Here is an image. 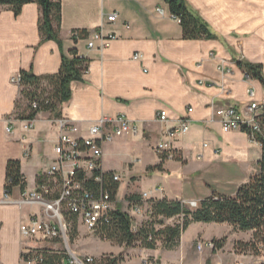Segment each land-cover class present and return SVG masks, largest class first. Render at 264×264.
<instances>
[{
  "label": "crops",
  "instance_id": "crops-1",
  "mask_svg": "<svg viewBox=\"0 0 264 264\" xmlns=\"http://www.w3.org/2000/svg\"><path fill=\"white\" fill-rule=\"evenodd\" d=\"M60 1L61 49L54 40L40 41L37 4H25L17 16L6 7L0 11V199L7 160H19L25 190L31 191L37 186L40 173L48 169L58 137L52 123L57 117L49 111L38 112L30 129L16 117L17 102L19 111L27 102L20 98V86L10 79L21 70H31L38 76L57 73L61 50L67 53L72 47L89 59V65L81 80L71 82L72 94L61 104L60 116L73 120L79 128L76 135L81 137L88 134V127L100 116L124 114L141 130L138 135L116 137L102 145V171L120 176L116 207L126 209L129 195H140L156 186L161 187L153 195L156 199L200 201L216 190L205 183L206 194L196 197L187 190L178 194L177 186L187 187L184 182L188 183L193 176L200 178L207 170L215 169L232 181L248 177L244 166L258 162L260 144L242 131H223L216 118L210 119L211 104H232L242 110L248 101L247 89L253 88L257 97L264 94L261 83L247 78L236 64L238 60L261 63L264 73V0H185L217 35L216 39L200 40L181 38L179 21L171 15L165 0ZM157 8L162 10L161 14ZM111 12L117 13L114 22L106 19ZM101 25L103 33H114L116 37L103 49L89 48L88 38ZM82 30L87 35L74 41L73 32ZM136 54L138 57L134 58ZM201 79L206 85L199 84ZM188 107L193 109L188 130L174 141L177 156L159 158L153 151L154 145L162 131L176 125V118ZM162 108L168 110L170 117L166 123L156 120V113ZM24 147L29 149L27 157L22 156ZM223 151L231 155L223 158ZM229 162L236 166H229ZM157 164H161L160 169L152 168ZM143 174L148 176L142 177ZM142 178L147 189H140ZM234 186L238 188L237 184ZM19 194V187H15L10 198L18 201ZM37 210L26 203L0 201V264H27L20 254L24 241L19 224ZM143 220L137 218L138 223ZM180 220L173 217L164 219V223ZM194 223L181 233L179 244L173 249H166L159 242L152 249L139 244L111 245L110 241L89 236L88 243L80 240L74 252L95 257L123 252L118 264H149L153 259L166 264H205L203 252L188 249V243L199 233L202 239H208L203 230H198L210 224L196 222V234L184 241ZM82 233L83 230L78 236ZM103 242L110 245L106 247ZM223 249L216 254L214 263L232 264L238 260L235 249L232 253Z\"/></svg>",
  "mask_w": 264,
  "mask_h": 264
},
{
  "label": "trees",
  "instance_id": "trees-1",
  "mask_svg": "<svg viewBox=\"0 0 264 264\" xmlns=\"http://www.w3.org/2000/svg\"><path fill=\"white\" fill-rule=\"evenodd\" d=\"M173 17L178 19L181 27V38L186 40L216 39L217 35L211 31L208 24L194 12L185 0H165ZM28 3H35L39 8L38 30L40 41L54 40L61 49L59 37L61 23L60 0H0V11L6 7L14 13L20 14L22 7ZM87 31L73 32L72 39L84 38ZM237 66L247 78L258 80L264 87V73L261 63H251L238 60ZM89 59L79 55L75 47L64 53L61 50V65L57 73L49 75H35L31 70H21L20 74V98L26 100L25 108L19 111L17 102L15 113L20 120L32 119L40 111H49L56 117L60 116V106L68 101L72 91V81L81 80L88 69ZM36 102V107L32 103ZM264 123V117H263ZM244 132V131H243ZM260 144L261 155L257 162L258 172L249 178V181L241 184L234 194H224L213 191L211 195L197 202L193 208H188L180 200L167 198H150L145 201L150 209V214L145 218L136 230L131 228V219L127 212L116 207L110 213L109 221L100 225L95 233L100 239L124 246L139 244L145 248H155L161 243L166 249H173L179 244L180 235L193 222L229 224L239 231H251L249 241H237L234 249L237 252L246 250L259 254L264 250V136L257 134L254 139ZM164 157L162 156V159ZM154 169H160L157 164ZM103 186L109 191L112 200L119 187V182L112 180V173L103 174ZM40 178H38L39 181ZM86 186H95L92 180L84 183ZM15 187L20 191L25 189V179L20 171V162L9 159L5 166V181L3 190L9 195ZM126 200L142 204L140 195H129ZM179 217L180 222L165 224L164 219ZM71 237L76 233L77 217L70 215ZM158 225V226H157ZM69 232V234H70ZM214 249H220L225 243V237L213 239ZM36 251L42 254V261L36 264H63L67 257L65 252L55 249H40ZM105 264H118L122 258L112 255L100 256Z\"/></svg>",
  "mask_w": 264,
  "mask_h": 264
},
{
  "label": "built area",
  "instance_id": "built-area-1",
  "mask_svg": "<svg viewBox=\"0 0 264 264\" xmlns=\"http://www.w3.org/2000/svg\"><path fill=\"white\" fill-rule=\"evenodd\" d=\"M158 13L162 10L157 8ZM117 18L116 12L107 15L108 22H114ZM175 18V17H174ZM114 33H103L102 25L96 30L87 41L89 48L97 47L103 49L114 39ZM138 55H134L137 58ZM20 74L11 77L10 81L20 86ZM199 84L206 85V81L201 79ZM248 101L242 110L232 104H222L212 107L211 120L216 118L221 128L225 132L244 131L247 137L255 141L257 134L264 136V94L257 97L253 88L247 89ZM36 107V102L32 103ZM192 107H188L184 114L176 118V125L166 127L160 140L154 145L153 151L159 158L174 159L177 156L174 148V141L179 135L187 132L192 112ZM170 119L166 108L159 109L156 113V120L166 123ZM12 119H10L11 121ZM32 119H23L27 129L33 128ZM52 123L58 130V137L53 145L54 157L46 171L40 173L37 186L27 191H20L19 200L13 201L6 191L3 190L1 202L26 203L36 206L37 211L31 212L26 221L19 224V233L24 243L21 246L20 254L24 261L38 263L42 261V254L38 253L36 245L26 244L25 241H59L64 245L67 257L63 264H105L101 257L92 255H79L69 250V232L71 222L70 215L77 217V222L83 225L92 233H99L100 225L109 221L110 213L116 209V200H112L109 191L103 186V171L101 167L102 145L116 137L132 134L138 135L141 130L137 123L130 120L124 114L115 117L100 116L89 127L88 134L84 137L77 136L79 131L76 123L68 117L58 116ZM10 131V127H7ZM204 147L206 144L203 145ZM29 155L28 147L23 148V157ZM112 180L120 181L117 173H112ZM92 180L95 186L89 187L84 183ZM161 187L156 186L140 194L143 203L138 204L126 200V210L131 219V228L136 230L140 223L137 218H147L150 209L145 201L154 198L156 192H160ZM195 207V200L189 201ZM214 249L213 241L209 240L198 243L197 249ZM149 264H166L157 259H153ZM214 264H223L215 262ZM232 264H245L236 260Z\"/></svg>",
  "mask_w": 264,
  "mask_h": 264
},
{
  "label": "rangeland",
  "instance_id": "rangeland-1",
  "mask_svg": "<svg viewBox=\"0 0 264 264\" xmlns=\"http://www.w3.org/2000/svg\"><path fill=\"white\" fill-rule=\"evenodd\" d=\"M257 148L259 149V146L257 145ZM229 151H223L222 152V157L225 158V156H229ZM231 155V154H230ZM259 155H261V148L259 149ZM138 156H142V154L138 155ZM142 158V157H141ZM260 158V157H259ZM259 160V159H258ZM239 164V163H238ZM231 165V167H235L236 164L235 163H230L229 162V166ZM251 167V168H250ZM250 168V170H249ZM244 170L246 172V174L248 173L249 175L252 174L254 175L255 173L258 172V166L257 163L255 164L254 162H250L248 164V166H244ZM229 174L234 175V173L228 171ZM202 175H200V178L197 177H191L188 181V183H183V185L187 184V187L185 186H177V191L178 194H182V192H185V190L187 191H191L196 197L199 196H203L206 194V187L205 183H207L210 188L212 190H216L218 192L224 193V194H230L231 192H233L236 189V186L234 185H238L240 186L241 184H243L244 182L249 181V178L252 176L248 175L244 176V177H240L237 179H233L230 180L229 178L223 177L222 175H220L219 173H217V171L215 169L213 170H207L203 173H201ZM228 174V176H229ZM144 176H148L143 174L142 177ZM200 180L202 181V184L200 183ZM146 180L144 178H142L141 183H140V189H147V184L145 182ZM121 188V192H122ZM119 191V193H120ZM198 202V201H196ZM185 206H187L188 208H193V206L190 205L189 201L184 202ZM122 211H125L126 209L123 208V206H118ZM123 208V209H122ZM202 223V222H201ZM205 224H210V225H204V226H200L198 232H201L203 230V233L207 236H209L208 239L204 240L202 239V233H199L197 235V237H195L193 239V241L188 243V249H193L197 252H203V255L206 257V262L205 264H213L215 258L217 257L216 254L219 252L220 250L224 247V249L222 250L223 252L225 250H228V253H232L235 243L237 241H249L251 239V235L252 232L251 231H239L236 229H233L232 226H230L229 224L223 223V224H219V223H205ZM76 233L73 236V238L71 237V232L69 234V242H68V246H69V250L70 251H75L77 250V247L79 245V241L82 240L84 241V243H88L87 241L89 236L94 237L95 239H100L98 236H96L94 233H92L91 231L87 230L84 226H82L81 224H77L76 227ZM80 230V231H79ZM83 230V233L81 234V237L78 236L79 233H81V231ZM197 231V227H196V222L194 223L193 226H191L188 231L185 233L184 236V241H187L192 235L196 234ZM221 237H225V243L223 245L222 248L220 249H208V248H203L201 251L197 249V245L198 243H203L209 240H213V239H219ZM102 241H108V240H104V239H100ZM32 244L36 245V247L40 248V249H55L58 250L60 252H65V248L64 245L59 242V241H49V240H45V241H38L36 244L31 241ZM99 245H101L100 243H98ZM105 244L106 247H108V245H110L107 242H103L102 245ZM111 245H118L115 243H112ZM120 246H124V245H120ZM117 253V252H116ZM123 252H120L116 255L115 257H120L121 255H123ZM105 255H110V254H105ZM238 260L243 261L245 264H264V250H262L259 254H254L252 251L250 250H246L244 252H238ZM113 256V255H112ZM232 261H227L226 264L231 263ZM27 264H35L34 262H26Z\"/></svg>",
  "mask_w": 264,
  "mask_h": 264
}]
</instances>
